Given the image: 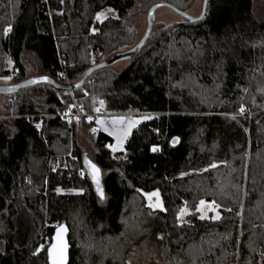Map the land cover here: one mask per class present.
<instances>
[{"label": "trees", "instance_id": "16d2710c", "mask_svg": "<svg viewBox=\"0 0 264 264\" xmlns=\"http://www.w3.org/2000/svg\"><path fill=\"white\" fill-rule=\"evenodd\" d=\"M195 1L0 0V81L12 69L9 86L32 79L29 59L37 77L77 85L134 44L152 7L187 13ZM107 8L118 16L98 21ZM1 94L0 264H51L46 236L61 225L69 264H264V10L255 0H208L202 20L154 23L123 71H94L74 96L48 82ZM75 101L150 119L119 153L112 136L90 131L91 160L75 138L87 121L59 116ZM86 159L105 173V204ZM152 192L164 210L148 206ZM201 200L217 212L201 219Z\"/></svg>", "mask_w": 264, "mask_h": 264}, {"label": "rangeland", "instance_id": "374dc122", "mask_svg": "<svg viewBox=\"0 0 264 264\" xmlns=\"http://www.w3.org/2000/svg\"><path fill=\"white\" fill-rule=\"evenodd\" d=\"M203 3H204V0H196L194 5L192 6V8L189 9L186 14H188V16H190L192 18H199L203 12ZM255 3H256V7L259 11L264 10V0H255ZM108 9H112V8H107V9L103 10L102 12H104L105 17H103L101 20H98V21H103L109 17L116 18L118 16L117 12L115 10L109 12ZM138 20H139L140 26L137 29L136 38H135L133 45L139 43L141 41V39H143V37L145 36V33L147 31V27H148V16H147V14L141 15ZM184 21H186V18L183 15H181L180 13L175 11L174 9L167 7V6L160 7L155 12V23L156 24L157 23H163L165 25H170L173 23L184 22ZM133 45L119 50L118 54H124V53L129 52L132 49ZM109 57L110 56H108L104 60H107ZM130 63H131V58H125V59H122V60L116 62L115 64L110 66V68L114 71L121 72ZM26 66H27V70H28L30 78H35L38 76L36 66L31 60L28 59L26 61ZM12 68H13V64L10 63V69H12ZM13 70L14 69H12V71ZM9 85L10 84L8 83V81L6 79H3L2 81H0V86H9ZM73 96H74V94H73ZM6 98L7 97H5L4 94L0 93V104H2ZM95 113H98L99 116L95 120L93 119L91 121H88V119H86V121H87L86 125L85 126L79 125L77 127L76 133H75V138H76V141H77V143L81 149L83 157L85 158L87 156L91 160H95V154H96V149H95V146L93 144V137H92L91 132H90V131H92L93 127H96L94 129H97L100 132L104 131V132L109 134V131L113 130L114 126L112 124V121L114 119H117L120 117L125 118L123 124H118L115 126V128H117V129L126 127L128 120L138 121V123H136L135 126L132 127L130 129V131L128 132V135H127L126 139H124L122 146L120 148H118L116 151H113L112 147H110V146H115L117 144L116 136L109 134L113 138V143L109 146L110 150L113 153H119V152H123L125 150L127 140L131 136L134 129L137 128L145 120H147V119H143V117H150V115L145 114V113H136V112L113 113V112H107L103 107H101L99 109V111H96ZM97 119L103 121L104 123L103 124L96 123ZM106 128L108 129V131L105 130ZM93 133H95V132H93ZM215 165H216L215 167H217V168L222 167V165H220V164H215ZM215 167H211V168H215ZM206 170H208V168L205 169L204 171H206ZM235 181H236V179L233 176H232V178H228V180L225 181L224 187L230 185V183L231 184L234 183ZM68 193L72 194L74 192L70 191ZM99 202L101 204H105L107 202V198L106 197H104L103 199L99 198ZM217 209H218V207L213 206V207L208 208L206 211H200V214L204 215V217H206V216H208L209 211L217 212ZM180 219H183V218L180 217ZM46 240H48V243H49V236H46ZM140 264H163V262L158 256H150L145 262H141Z\"/></svg>", "mask_w": 264, "mask_h": 264}, {"label": "water", "instance_id": "95a60500", "mask_svg": "<svg viewBox=\"0 0 264 264\" xmlns=\"http://www.w3.org/2000/svg\"><path fill=\"white\" fill-rule=\"evenodd\" d=\"M207 3H208V0H204L203 12H202V15L199 18H192V17L188 16V14H186V13H183V12H180V11H177V12L180 13L181 15H183L189 21H199V20H202L204 18L205 14H206ZM163 6H167V5L166 4H158V5H155L154 7H152V9L150 10V12L148 14V27H147V31L145 33V36L129 52L124 53V54H117V55L111 57L110 59L104 61L103 63H101L99 65H96L94 67H91L90 69H88L85 72L83 78L81 79V81L77 85L71 84V86H69L67 84H60L57 81L47 77L48 80L52 81V83H50V84L53 85L54 87H56L57 89H59L61 91H64V92H68L70 90L75 91L76 89L82 88L86 84V82L88 81L90 75L94 71H97L99 69H103V68H106V67H110V66H112L113 64H115L116 62H118V61H120L122 59L134 57L142 49V47L144 46V44L147 42L148 38L151 35L152 29H153V26H154V23H155V12H156V10L158 8H160V7H163ZM41 78L42 77L32 78V79L24 81V82H22V83H20V84H18L16 86H0V93H13V92L21 90L23 88H26V87H29V86H32V85H35V84H38V83L46 82V81L42 80ZM33 81H35V82H33ZM88 162H90L91 164H95V163L92 162L89 159H86L85 167H86V170H87V173H88L90 179L92 180V182H93V184L95 186V191H96L97 195L101 198L99 192L97 191L96 183L93 180V171L90 168ZM97 168H99V167L97 166ZM98 178H99L100 189L103 192V196H105L104 185H103V174H102L101 169H100ZM58 228L62 230L63 240H64V243L67 245L66 250H65V257H66L65 264H69V232H68V228L65 225H61V226L57 227V229ZM57 229L55 230V232H54V234L52 236L50 247L52 246L53 243L56 242V240L54 238L57 235Z\"/></svg>", "mask_w": 264, "mask_h": 264}, {"label": "snow or ice", "instance_id": "6c2138e0", "mask_svg": "<svg viewBox=\"0 0 264 264\" xmlns=\"http://www.w3.org/2000/svg\"><path fill=\"white\" fill-rule=\"evenodd\" d=\"M61 2H63V0H61ZM108 11L111 12V11H113V9H108ZM103 17H105L104 12L97 13V15H96V19L97 20H101ZM10 31H11V26L6 27L4 29V35H7L8 32H10ZM93 31H95V29H93ZM9 63H11V61H9ZM5 79H10V77H5ZM41 79L46 81V82H48L49 84L52 83V81L48 80L47 77H42ZM33 82H35V81H33ZM103 104H104V101L101 100L100 101V105L103 106ZM96 111H99V109L97 108ZM240 112L241 113L244 112V108L243 107L240 108ZM88 119L91 120L92 117H88ZM124 119H125L124 117H120V118L114 119L112 121V124H113L114 127H113L112 131H109V134L110 135H115L116 139H117V144L115 146H110V147H112L113 151H116L118 148H120L122 146V144L124 142V139H126L130 129L132 127H134L136 123H138V121H135V120H128L126 127L119 128V129L115 128L116 125L123 124L124 123ZM143 119H150V117H143ZM96 123L103 124L104 122L99 120V119H97ZM36 127L39 128L40 125L37 124ZM105 130L108 131L107 128ZM92 131L95 132L96 129H92ZM177 140H178V138H174V143ZM151 150L153 152H155V151L158 150V148H157V146H153ZM88 163H89L90 168L93 171V180L96 183L97 191L99 192V194L101 196V199H103L104 196H103V192L100 189L99 178H98L100 169L97 168V166L95 164H91L90 162H88ZM215 166L216 165H212V167H215ZM144 195L149 200V205L148 206L150 208L160 207L161 210H164L162 208V205L159 203L158 200H157L156 204H153L151 202L152 201V197H157L158 198V192L144 193ZM213 206L218 207V205H215V202H212L211 205H208V204H206V202L204 200H201L200 201V208L198 209V211H206L208 208L213 207ZM185 212H186V209H181L180 215H183ZM200 218L204 219L205 217H204V215H201ZM214 218L218 219L219 216L217 215ZM178 219H179V216H178ZM54 239L56 240V242L53 243L52 246L48 249V255H49V258L51 260V264H65V259H66L65 250H66L67 245L64 243L63 234H62V230L61 229H59V228L57 229V235H56V237Z\"/></svg>", "mask_w": 264, "mask_h": 264}, {"label": "built area", "instance_id": "2783aa9c", "mask_svg": "<svg viewBox=\"0 0 264 264\" xmlns=\"http://www.w3.org/2000/svg\"><path fill=\"white\" fill-rule=\"evenodd\" d=\"M18 73L16 70H13L11 75L9 76L11 80L14 76H16ZM66 84L71 86V82L69 80L66 81ZM66 94H71L73 96V91L70 90L68 92H65ZM60 118L64 121H67L68 123H72L74 121H80L82 119L86 120L88 117H92L91 120H95L99 115L98 113H88L84 107V105L78 101H75V103L70 107L69 110L65 111L64 113L59 115ZM78 118V119H77ZM88 119V121H91ZM95 126V125H94ZM96 127H93V129ZM100 131L96 129L95 133L98 134ZM49 243H51V239H49Z\"/></svg>", "mask_w": 264, "mask_h": 264}]
</instances>
